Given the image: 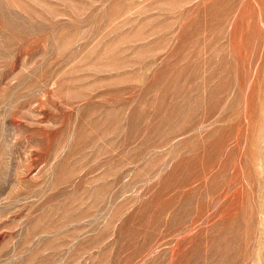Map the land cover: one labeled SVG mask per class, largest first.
I'll return each mask as SVG.
<instances>
[{
  "label": "rangeland",
  "instance_id": "374dc122",
  "mask_svg": "<svg viewBox=\"0 0 264 264\" xmlns=\"http://www.w3.org/2000/svg\"><path fill=\"white\" fill-rule=\"evenodd\" d=\"M0 264H264V0H0Z\"/></svg>",
  "mask_w": 264,
  "mask_h": 264
}]
</instances>
